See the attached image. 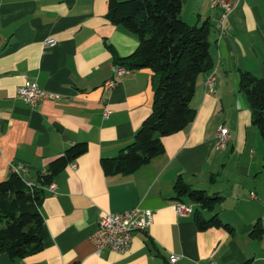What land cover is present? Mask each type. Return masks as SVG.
Returning <instances> with one entry per match:
<instances>
[{"label": "crops", "instance_id": "obj_1", "mask_svg": "<svg viewBox=\"0 0 264 264\" xmlns=\"http://www.w3.org/2000/svg\"><path fill=\"white\" fill-rule=\"evenodd\" d=\"M182 4L186 22H209L215 89L206 85L209 73L200 74L191 101L195 119L163 136L164 152L147 164L107 174L102 158L128 146L152 112L151 68L132 70L104 89L116 55H131L138 36L108 18V0H0V181L22 162L25 179L37 183L38 171L68 147H89L55 175L54 190L45 188L44 247L16 260L0 253V264H165L172 253L176 264H264V138L240 88L243 71L264 78V0H241L224 33L217 27L221 9L210 0ZM27 81L50 96L26 103L18 89ZM105 109L112 110L107 117ZM222 127L231 134L226 148L219 145ZM179 179L222 198L212 208L194 203L192 213L180 215L173 207ZM132 207L151 210L153 222L133 233L127 251L96 254L90 236L101 216ZM198 208L222 224L200 229ZM258 222L262 234L254 237Z\"/></svg>", "mask_w": 264, "mask_h": 264}, {"label": "trees", "instance_id": "obj_2", "mask_svg": "<svg viewBox=\"0 0 264 264\" xmlns=\"http://www.w3.org/2000/svg\"><path fill=\"white\" fill-rule=\"evenodd\" d=\"M182 0H108V18L137 35L138 48L115 62L131 70L151 68L157 80L152 112L135 133L133 141L114 157H103L107 174L131 173L164 152L163 136L186 128L196 117L191 106L200 74L210 73L215 59L209 40L210 25H191L182 16ZM240 88L253 110V124L264 138V78L243 71ZM87 142L68 147L51 161L47 172L38 171L37 183L29 185L23 174L12 171L0 181V253L13 260L40 251L48 236L42 204L45 188L67 165L88 151ZM220 195L191 188L181 179L176 184V200H189L201 208H212ZM197 211V210H196ZM200 229L222 224L217 216L206 219L196 212ZM227 228L231 226L224 224ZM260 222L253 231L260 237Z\"/></svg>", "mask_w": 264, "mask_h": 264}, {"label": "built area", "instance_id": "obj_3", "mask_svg": "<svg viewBox=\"0 0 264 264\" xmlns=\"http://www.w3.org/2000/svg\"><path fill=\"white\" fill-rule=\"evenodd\" d=\"M241 0H210L211 6L220 8L221 14L217 21L218 29L224 33L225 21L231 11L238 6ZM54 43V40H50ZM114 76L108 79L104 84V89L109 90L115 87L118 79L132 70L123 65L114 66ZM206 85L210 91H214L215 76L214 71L210 72L206 79ZM18 95L26 103L35 105L38 100L49 97L50 93L40 87L37 82L27 81L25 85L18 89ZM111 109H105L104 115L107 117L111 114ZM231 134L227 127H222L219 131V145L221 148H226ZM72 166L76 163L72 162ZM12 171L19 174H24L28 171V166L22 162L12 164ZM47 172V170H44ZM29 185L33 183L29 182ZM55 184L51 183L49 188L54 190ZM194 203L183 200H176L173 207L180 215H187L194 211ZM153 212L141 207H132L122 212L105 213L101 216L99 225L90 236L91 241L95 246L96 254L100 255L104 250L109 249L117 252L127 251L133 240V233L139 229H146L153 222ZM179 256L175 253L170 254L165 264H176ZM212 264H217L212 262Z\"/></svg>", "mask_w": 264, "mask_h": 264}]
</instances>
